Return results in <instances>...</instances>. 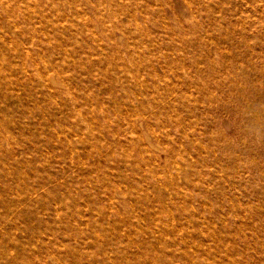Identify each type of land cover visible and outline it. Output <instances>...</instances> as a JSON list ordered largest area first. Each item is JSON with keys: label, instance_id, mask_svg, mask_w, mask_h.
Returning a JSON list of instances; mask_svg holds the SVG:
<instances>
[{"label": "rangeland", "instance_id": "obj_1", "mask_svg": "<svg viewBox=\"0 0 264 264\" xmlns=\"http://www.w3.org/2000/svg\"><path fill=\"white\" fill-rule=\"evenodd\" d=\"M0 264H264V0H0Z\"/></svg>", "mask_w": 264, "mask_h": 264}, {"label": "bare ground", "instance_id": "obj_2", "mask_svg": "<svg viewBox=\"0 0 264 264\" xmlns=\"http://www.w3.org/2000/svg\"><path fill=\"white\" fill-rule=\"evenodd\" d=\"M171 43V42H170Z\"/></svg>", "mask_w": 264, "mask_h": 264}]
</instances>
